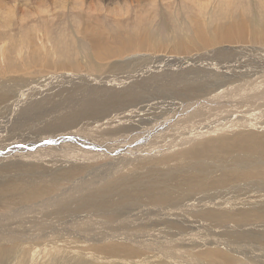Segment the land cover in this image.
<instances>
[{
  "label": "bare ground",
  "instance_id": "6f19581e",
  "mask_svg": "<svg viewBox=\"0 0 264 264\" xmlns=\"http://www.w3.org/2000/svg\"><path fill=\"white\" fill-rule=\"evenodd\" d=\"M36 1L37 5L42 4V6L48 2V0ZM53 1L63 6H77V2L85 3V0ZM130 1L107 0L106 4L112 7L114 4L131 7L134 5L133 2L143 3L155 0ZM158 1L166 3V0ZM16 2L13 6H16ZM6 3L8 2L6 1L5 5ZM88 3L96 6L103 2L102 0H89ZM193 13L188 23L181 20L183 30L177 32L174 28H169L167 37L149 33L148 39L136 38L134 36L136 30H129V33L123 36L124 42L128 45L126 47H116L115 43L109 44L103 32L93 35L95 28L87 23L88 26L83 27L85 38L87 37L96 53H93L90 61L88 60L85 64L93 67L85 68L78 63L81 61L74 62L79 65L77 64L76 67L73 64L72 67L67 60L65 63L59 60L61 66L58 68V74L46 72L40 77L29 80L33 83L39 81L37 84L47 86L51 84L55 86L57 84L55 81L62 78L64 81H69V83L64 82L66 84L60 83L63 86L68 85L66 88L54 87L57 92L50 91L48 94L41 93L40 89V92L35 90L36 85L29 83L35 86L32 88L35 91L29 92L32 97L28 100L32 102L31 100L45 99V97L50 100L49 95L56 96L63 89L67 91L66 94L73 93L74 97L80 98L75 100V109L71 113L66 109L68 113L63 112L65 116H59L62 118L57 123L51 124L50 120L44 121L49 122L48 124L44 122L37 124L31 130L29 129L30 135L26 132L28 129L26 125L29 123L20 122L22 119L19 116L21 110L19 106L22 99L16 103L12 100V104L15 105L11 107L8 101L12 98L9 96L8 101H4L2 99L4 96L0 95V124L3 126L0 133L8 128L12 133L0 140V155L4 151V155L9 159V162L0 159V207L12 204L10 210L0 212V227L2 224H11L6 222L5 216L10 218L16 227L20 225L27 227L21 231L9 230L0 233V264L16 262L26 264L28 259L33 264L39 261L42 264H264V93H261L263 89L261 90L260 86L252 81L253 76L248 80L239 78L223 80V85L216 80L214 81V93L213 85H208L206 90L210 89L214 98V113L199 111L194 104H201L193 102L194 99L188 104H183L184 107L192 106L188 112L174 110L172 105L179 106L180 103L173 98L179 97L181 92L184 95L183 99L193 97L197 88L192 86H186L184 89L164 88L163 86H157V89L152 90L147 89L148 92H152L149 98L159 99L162 104H157L160 106L163 103L172 102V104L169 103L171 107L167 109L169 113L166 112L169 115L166 121H159L156 129L147 138L142 137L139 127L144 128V125L147 126L154 119L148 114L149 111L142 109L141 98L123 91L111 93L109 91L104 94V89L87 97L93 90H99L95 88L100 83L126 89L123 85L128 86V82H131L134 88L141 90L146 87L147 80L151 82L156 76L158 80L163 76L167 79L171 73L178 76L180 68L187 66L188 68L184 69L187 76L196 77L197 72L194 73L195 71L189 67L199 60H205V56L208 60L214 56L213 65L215 66L219 62L217 59L223 62L224 57H237L235 60L231 58V61H237L238 67L237 65L236 67L242 69L248 65L246 60L248 57L254 58L260 54L261 57L258 60L264 61V23L260 22L257 15L253 18L241 13L221 14L212 21L210 18L203 19L198 11H193ZM114 14L117 16L116 13ZM121 14L122 12L118 14V17ZM25 16H28V13ZM187 26L190 29L189 32ZM116 40L118 38L114 41ZM70 44L69 47L72 46ZM32 45L36 49L33 43L30 46ZM207 48H210V54H205L209 51H203ZM33 50H31L32 54ZM76 51L79 52L77 49ZM141 51L153 54H145ZM67 55L70 56V54ZM83 57H86V54ZM85 59L82 61L84 62ZM156 59L158 60L155 63L151 61ZM253 60L251 59L250 62L252 63ZM233 62H224L217 68L225 71V67ZM59 63L56 64L59 65ZM168 64H171V68L160 70V66ZM133 65L138 67L139 71L133 70ZM150 66L154 68L149 69ZM47 67L51 66L47 65ZM122 69L125 74L120 76L117 71ZM26 70L27 72L32 71L31 69ZM72 70L79 71V73L72 72ZM106 70L107 72L102 73L101 76H95L98 72ZM206 71L210 72V70ZM215 71L214 73L217 74ZM153 72L156 75H153ZM220 73L224 76L231 75L223 71ZM27 78L29 79L30 76ZM121 81L123 83L120 85ZM178 81L181 82L179 78ZM244 82L249 84L238 89L232 88V85L245 84ZM70 84H77L79 86L77 88L81 91H78L76 85ZM2 85L3 83L0 84V89L4 91L5 88ZM30 85L27 84L23 88L24 93L25 89L28 90L31 87ZM16 88L14 92L12 91L15 100L18 94L25 96L21 92L23 89L19 91L18 87ZM253 93L257 94L253 95ZM162 94H166V97L162 98ZM205 94L208 95V93ZM43 95L45 96L42 97ZM25 97L29 98V95ZM47 103L40 101L31 105L36 108L37 104L41 107L42 104L46 106ZM55 104L52 109L48 108L47 104L45 110L50 113H45L44 117L42 116L44 112L39 113V117L47 118L55 110L61 107L65 109L71 103H67L66 100L63 104L62 102ZM92 106H97L100 110L91 108ZM202 109H204L203 106ZM26 111L27 114L32 112L31 108ZM14 112L18 114L13 115ZM58 112L60 113V110ZM90 112L94 115L91 116ZM220 115L225 116L226 119L219 121ZM103 119L106 122H101ZM36 120L38 119L33 118L28 121L36 123ZM7 121L13 124L4 127ZM186 123L193 124V126L195 123L206 124V126L203 129V126L199 129L195 128L197 130L194 131L189 129ZM212 132L214 136L210 140L208 138L206 141L199 139ZM66 133H69L71 137H67ZM151 139L155 141L150 143ZM135 142L144 146L146 152L149 153L143 156V159L152 155V152L159 151L161 156L164 153L161 159L154 157L156 161L154 158L147 159V168L143 171L144 176L135 175L136 168L127 163L118 162V160L114 162L115 164L110 163V165L114 164L110 167L115 168V165L119 163L124 165H117V168L120 167L117 174L114 172H112L114 175L110 174L111 170H109V174L113 175L112 180L107 183L105 182L107 179L103 180L104 185L102 186L101 178L90 173L92 180L90 177L85 182L80 181L78 187H65L59 193L52 194L51 197L46 196V200L35 197L36 200L26 201V198L32 199L33 196H39L42 199L40 195L49 194L51 189L58 188L62 183V178L55 176L46 182L50 173L41 172L35 168L24 172L21 169V163L46 164L42 160L43 156V159L49 162L51 157V159L72 160L71 164L90 163L86 165L88 168L91 165L96 167V161L100 162L104 158L120 159L124 150L130 153L126 147L132 146ZM105 144L109 145L106 147ZM77 146L86 147L89 151H73ZM116 148L118 151L115 154L110 151L103 152L105 149ZM8 152L27 158L11 157L7 154ZM130 156L131 154L122 156L121 160H128ZM209 157H214V164L212 163L214 173H210V170H207V173L206 163L204 165L201 163L207 162L205 160ZM184 161L192 163V166L184 164ZM152 168H154L153 171ZM202 169L206 174L203 173L204 171L198 172ZM54 191L56 192V189ZM23 199L25 202L21 205L13 206L15 202ZM125 205L127 208L124 210L112 207ZM33 211L35 212L32 213ZM94 226L98 228V231L93 230ZM81 227H87V229Z\"/></svg>",
  "mask_w": 264,
  "mask_h": 264
},
{
  "label": "rangeland",
  "instance_id": "374dc122",
  "mask_svg": "<svg viewBox=\"0 0 264 264\" xmlns=\"http://www.w3.org/2000/svg\"><path fill=\"white\" fill-rule=\"evenodd\" d=\"M6 1L8 2V3H6L7 6L5 5ZM15 1H17L16 2V6H13V4H15ZM106 1L107 0H102L103 3H100V4L96 5V6L88 3L89 0H85L84 1L85 3L77 2L79 4L78 5L76 3L77 6H74V5L63 6L62 4L56 3L53 0H48V2H46V4H44L42 6V4H38L37 5V1L36 0H1V3H0V15H3V16H0V19H1L0 20V32H2L0 34V50H1L0 51V81L2 80L1 81L3 83L2 86L6 90L4 89V91H3L2 89H0V93H1L0 95L4 96L2 98L4 101H8L9 96L12 98V99H10L8 101V102L11 103V104L9 103V106H11V105L14 106L15 105L14 103L18 102L19 99H22V103H20V106H19V108H21V110L19 112V116L22 119L20 121L22 124L29 123L28 125H26L27 128H28L26 130L27 134H29L31 128L37 126V124H40V123H42L44 121H50V120H51L50 121L51 124L52 123H57V122L61 121L60 118L64 117L65 114H67L68 112L71 113L75 109L74 108V106L76 105L75 103L80 98L74 97L73 93H71L72 96L69 95L70 94L69 92L66 94L67 91H65L63 89L66 88L68 85L63 86V85L60 84L62 82L63 83L64 82L69 83V81H67V80L64 81V79L62 78L61 80H63V81H61V80L55 81V83H57L58 85L56 84L55 86H53V84H51L50 86H47L45 84H37V82H39V81H35L33 83V82H30L29 80L35 79L37 77H40L42 74H44L46 72L47 73L58 74L59 73V69L58 68L61 66L60 63L58 62L59 60H60L61 63H65L66 60H67V62L70 63L72 65V67L74 65L77 67L78 63H81L83 65V67H85V68L93 67V66H87L85 64L88 60L90 61L91 57L96 53V51L93 50V48H92L90 42L88 41L87 37L85 38V28H83V27H87L88 26L87 23L92 25L95 28V30L92 33L93 35H95V34H97L99 32H103L104 35L106 36V39L108 40L109 44L115 43L116 47H118V46H120V47L121 46L122 47L128 46L124 42L123 36L125 37V35H127L129 33V30L130 31H135L136 30V32L134 34V36L136 38H140L141 37V38H146V39H148V34L149 33H155L159 37H161V36L167 37V36H169V31H168L169 28H174L177 32H179V31L183 30V28L181 26V20H185L187 22L188 19L191 18L192 15H194L193 11H198L199 14H200L199 16H201L203 19L204 18H210L212 21H214V19H216L217 17H220L221 14L241 13V14H245V15L248 14L249 16H251L253 18H255V16L257 15L259 20H260V22L264 23V14H263V12H264V0H166V3L165 2H160L158 0H155V1H152V2H143V3L133 2L134 5L131 6L132 8L129 7V6H121V5L114 4L115 11H114V6L112 7V6L107 5ZM127 1L131 2L130 0H127ZM9 3H11V4H9ZM10 5H12V6H10ZM28 5H30L31 7L28 6ZM26 7H27V10H26ZM7 8H10V9H7ZM120 8H123V9H120ZM24 9H25V11H23ZM108 9L111 10V11H109ZM117 9H118V11L119 10L120 11L118 12ZM25 12L28 13V16H25L27 14ZM29 12H34V13H29ZM120 12H122V14L119 15V17H118V14ZM114 13H116L117 16ZM115 21H116V23H115ZM164 21H165V23H163ZM247 21H248V19H247ZM117 23H118V25H117ZM165 24H167V26H165ZM5 26H6V28H5ZM122 28H124V30ZM263 28H264V26H263ZM120 30L123 31V32H121ZM189 30L190 29L187 26V31L189 32ZM125 32H127V33H125ZM1 35H3V36H1ZM178 35H180V33H178ZM79 36H80V38H79ZM77 38H79V39H77ZM116 38H118V40L114 41ZM71 40H72V42H71ZM75 40H76V42H75ZM4 42L7 43V44H5ZM69 42L72 44V46H70V47H69V44H70ZM31 43H33L35 45L36 49L34 48L33 45H32L33 47L30 46ZM83 43H85V44H83ZM77 45H79V46L77 47ZM67 46L69 48H67ZM73 47H75V48H73ZM76 49L79 50L80 53L77 52ZM82 49H84V50H82ZM209 49L207 48V49H205L203 51H209ZM31 50L34 51L33 54H35V55L32 54ZM74 50H75V52H72ZM29 51H30V54H29ZM54 51H55V53H54ZM84 51H85V53H83ZM141 52L145 53V54H153L152 52H145V51H141ZM210 52L211 51H209V52H207L205 54H210ZM67 54H70V56H68ZM85 54H86V57H83V56H85ZM36 55H38V56H36ZM259 55L260 54H258L254 58H249L248 57L246 59L247 63H248V65L245 67L246 69L245 68H243V69L242 68H237L238 67L237 61H235V62L231 61V58L235 60L237 57H231V58L224 57L225 59H223V62H221L220 59H217L219 62L215 66V65H213L214 64V56H212V58H210L209 60L206 58L207 56H205V60H199V61L195 62L193 65H191L190 66L191 68L189 67V69H192L193 71H195L194 73L197 72L196 73V77L190 78V77L187 76L186 71H184V69L188 68V66H187V67L180 68V70H179L180 74L178 76L174 75L173 73H171V75H169L167 77L168 80L163 78L164 76L162 78L160 77L161 79H159V80L157 79V76H156L151 82H149L147 80L146 81L147 82L146 87L141 89V90L138 89V88H134L132 86L133 84L131 82H128V86L127 85H123L126 89H121L122 87H117V88L110 87L111 85H104V84L100 83V81H99L100 88H99V86H97L95 88V90L96 89H99V90H96V91L93 90L89 95H87V97L88 96L89 97L93 96V94H95L97 91H100V90L104 89V91H105L104 94H106L109 91H110L109 93H111V92H119V91L122 92L123 91L124 93H130V94H133V96H135L137 98H141L142 99V102H141L142 109L149 111L148 114L151 117H153V119H154L147 126L144 125V128H142V127L140 128L139 127V129L141 130L142 137L147 138V137H150L151 134L153 133V131L156 129V127L158 126V122L159 121H164V122L166 121V117L169 116V115L166 114V112L169 113V110H167V109H169L171 107L169 105V103L172 104V102L169 101L167 103H163V105L160 106L159 104H162V103L160 102L159 99H157V98H155V99L151 98L150 99L149 98V96H150V94L152 92H148L147 89H151V90L152 89H157L158 88L157 86H163L164 88L165 87H173V88H176V89H181V88L184 89L186 86H192L194 88H197L196 89V93L194 95H192L193 97H189V98L183 99L184 95H182L183 93L180 90V92H181L180 96L179 97H175V98H178V99L173 98V100H178L180 105H181V106L179 105L180 107L172 105L174 110L178 109L180 111L184 110L185 112H188L191 105H187L186 107H184L183 104H188L189 102H191L194 99L193 102H196V103L199 102L201 104V105L194 104V107L197 108L199 111L201 110L202 112L214 113V109H213L214 108V104H213L214 103V98L211 95L210 89L206 90V88H207L208 85H213L212 91L214 93V81H216V80H217L218 83L223 85V80H234V79H237V78H239L240 80H248V79L252 78V76H253L254 79L253 80L251 79V80L255 84H257L258 86H260L261 90L263 89L261 93H264L263 92L264 91V80H263V78H264V76H263L264 75V63L263 62L264 61L261 62L260 60H258L261 57V55L260 56ZM143 56H144V54H143ZM40 57L43 60H41ZM83 59H85L84 62L82 61ZM158 59L151 60V61L155 63ZM251 59L252 60L254 59L255 61L253 60V62L251 63L250 62ZM50 60H52L51 62H53V63H51ZM63 60H65V61H63ZM210 60H211V62H209ZM33 61H35V62L33 63ZM39 61H41V62H39ZM78 61H81V62H78ZM36 62H37V64H35ZM74 62H78V63H74ZM224 62H233V63H230V65L228 67L226 66L225 67V69H226L225 71L220 69V68H217V66L218 67L221 66L219 64H222ZM56 63L57 64L59 63V65H57ZM243 63H246V62H243ZM47 65L48 66L50 65L51 67H47ZM170 65L171 64L162 65V66H160V68H161L160 70H163V69L165 70L166 68L170 67ZM234 65H235V67H234ZM236 65H237V67H236ZM230 66H232V67H230ZM260 66H262V67H260ZM49 68H51V69H49ZM151 68H154V67L150 66L149 69H151ZM26 69H28V70L31 69L32 71L27 72ZM106 69L108 70L107 66H106ZM132 69L136 70V71H139V68L134 66V65L132 66ZM70 70H69V72H71ZM107 70L104 71V72H101V73L98 72L100 74L97 73L95 76L99 77V76L102 75V73L104 74L105 72H107ZM206 70H208V71L210 70V72H207ZM241 70H242V72H241ZM259 70H260V72H259ZM73 71L75 73H79V71L76 72V70H72V72ZM214 71L217 72V74L214 73ZM219 71L220 72L221 71L227 72V73H229L231 75H228V76L225 75L224 76V75H221L222 73H220ZM247 71H248V73H247ZM117 72L119 73L120 76H123L125 74L124 73L125 71L123 69L120 70V71H117ZM198 73H200V74H198ZM211 73H212V75H211ZM152 74L156 75L154 72ZM29 76H30V78L28 79L27 77H29ZM234 76H236V77H234ZM11 77H13V79ZM10 78L12 79V82H11ZM122 78H124V77H122ZM178 78H179V80L181 82L178 81ZM7 79H10V80H7ZM25 79H28V80L25 81ZM65 79H67V78H65ZM163 79H165V80H163ZM129 80H130V78H129ZM6 81L7 82L10 81L9 83H11V85L9 83L7 84ZM13 81H15V83ZM19 81H21V82H19ZM1 82H0V84H2ZM22 82H24V83H22ZM26 82H28V83H26ZM29 83H32V84L36 85V89L35 90L39 91V89H40L41 93H44V94L45 93L48 94V92L50 93V91L51 92H54V91L57 92V89L56 88L54 89V87H60V88L62 87L63 89H61V92L63 91L65 94L63 92L62 93L58 92L59 94L57 93L56 96H54L53 94L49 95V99L53 100V101H50V100L46 99L47 97H45V99L44 98H38L36 100H31L32 102H29L28 99H30L32 97V96H30L32 94H29V92L35 91V90L32 89L33 87L35 88V86H32V84L30 85ZM66 83H64V84H66ZM122 83L123 82L121 81L120 85ZM244 83L245 84L232 85V88L234 87V88L238 89L241 86H245V85L247 86L249 84V83L247 84L246 82H244ZM27 84L31 86L30 87L31 89L30 88L28 90L25 89V93H24V89L23 88H25V86ZM109 84H112V83H109ZM113 84H115V83H113ZM70 85H72V86L76 85V88L79 87L77 84H75V85L74 84H70ZM43 86L44 87L46 86V87L44 88ZM8 87H10L8 89L9 91H7ZM16 87H18L19 91H21L23 89L21 91L22 95H25V96L29 95V98L25 97V96L22 97V96H20L18 94V97H16V100H15L13 98V92H14L13 90L17 89ZM43 89H45V90H43ZM129 89H131V90H129ZM78 91L80 92L81 90L78 89ZM8 92L9 93L11 92L10 93L11 95L8 94ZM139 92H142V93H139ZM74 93H76V92H74ZM205 93H208V95L206 96ZM139 94H141V95L139 96ZM255 94H257V93H253V95H255ZM143 95H146L148 97H144ZM156 95L159 96L158 93H156ZM172 95H174V94L172 93ZM253 95H250V97H253ZM44 96L45 95H43L42 97H44ZM163 97H166V94H162V98ZM62 98H63L64 101L62 100ZM76 98H77V100H76ZM203 98H205V99H203ZM59 99H61L62 101L59 100ZM69 99L70 100L74 99V101L70 102ZM12 100L14 101L13 104H12V102H13ZM27 100H28L29 104H28ZM45 100H47L46 102H48L47 104L49 106L47 104H46V106H45V104H42V106L39 107L40 104H37L38 106L36 108H34L31 105V104H34V103H38L40 101H43V103H46ZM66 100H67V103H69V104L71 103L69 106H71V105H73V106H71V107L68 106L69 108L66 107L65 109L63 107V109H62V107H61L62 105H61V106H59V107H61V109L55 110L54 111L55 113L53 112L49 117L41 118L42 116L43 117L45 116V113H47V114L50 113V111L48 112V111L45 110V108L47 106H48V108L52 109L56 105L55 104L56 102H57V104L59 102L60 103L62 102V104H63V103L66 102ZM152 100H154V101H152ZM157 103H159V104H157ZM143 104H145V105H143ZM205 104H206V106H205ZM202 106L207 111H203L204 109H202ZM209 106L210 107L212 106V107L210 108ZM24 108H26V109H24ZM30 108H31L32 112L27 114L26 110H28ZM91 108H97V109L100 110V108H98L97 106H92ZM144 108H146V109H144ZM66 109L68 110V112L66 111ZM59 110H60V113L58 112ZM39 113H43V115L39 117V115H38ZM208 113H206V115ZM15 114H18V113L14 112L13 115H15ZM53 114H55V116ZM146 114H147V112H146ZM193 114H196V113H193ZM198 114H199V112H198ZM61 115H63V116L59 117ZM90 115L92 116L94 114L92 112H90ZM212 117H214V116H212ZM33 118L38 119V120H36V123H35V121H33L31 123L28 121V120H32ZM195 118H197V116H195ZM219 118H220V120L218 119L219 121H222V120L226 119L225 116H221V115H220ZM101 122H106V121L103 119ZM101 122H100V124H101ZM48 123L49 122H46L45 124H48ZM9 124H13V122L7 121L6 124L4 125V127L5 126H9ZM196 124L197 123H195L194 126H193V124L190 125V123H186L188 128L189 129L191 128V130H194V131L197 130L195 128L199 129L200 127L203 126L202 127V129H203V128H205L204 126H206V124H201V125L200 124L196 125ZM2 128H3V126L0 124V129H2ZM139 129H138V131H140ZM9 130H10V128H8L6 131L0 133V140L6 138L9 134H12L11 132H9ZM203 131H205V130H203ZM220 133H222V132H220ZM206 135H204V137H199V139L201 141H204V140L206 141V138H208L210 140V138L214 136V132H212V134L209 133V134H206ZM66 136L67 137H71V135L69 133H66ZM201 138L202 139L205 138V139L202 140ZM153 139L156 140V138H153ZM153 139H151V141H149V142L152 143V141H155ZM88 142H90V141H88ZM90 143H92V142H90ZM86 144H88V143H86ZM196 144H197V142H196ZM1 145H3V144H1ZM105 145L107 147V145H109V144H105ZM190 145H188V146H190ZM32 146H34V145H32ZM141 147H143V148L140 149ZM187 148H189V147H187ZM126 149H129L130 153H127L128 151L124 150L123 153H122V156H129L131 154V156H130L131 158L130 159L121 160L122 156H121L120 159H117V158L105 159L104 158L100 162L96 161V165H97L96 167H93L91 165L89 168L86 167V165H88L90 163H82V162H80V163L71 164L72 160L51 159V157L49 158L50 159V162H49V161H46L45 159H43V156H42V160L46 164H44V163L35 164L33 162H28V163L23 162V163H21V169L24 170V172L26 170L27 171H29V170L32 171L33 168H35L38 171L50 173V177L49 176H48L49 178L47 177L48 180H46V182L50 181V178L52 179L55 176H58L59 178H62L61 179L62 183L59 186L60 188L59 187L58 188H53L54 190L56 189V192L53 189H51L52 192L49 190L50 191V192L48 191L49 194H47V193L43 194L44 197L40 195V197H42V199L39 198V196H33L32 199L26 198V201L36 200L37 198L40 199V200H46L47 197H51V196L59 193L65 187H69V186L78 187L80 181L85 182V180L87 178L89 179L91 177V175H89L90 173H94L95 175L99 176V178H101V180H102L101 182H103V183H101V186H102V185H104V181L106 179L107 180L105 182L107 183L109 180H112L111 177L115 173L117 174L118 171H120L119 170L120 167L117 168V165L120 166L119 164H122V163H127V165L136 168V171L134 172L135 175L144 176L145 173L143 171L147 168V159H150V158L153 159L154 157L157 158V159L158 158L161 159V158H163L162 156L164 154L163 153L162 156H161L159 151H156V152H152V155H150L148 158L146 157V159H143L142 157L145 156V155H149V153L146 152V148L144 146H141L140 144H137L136 142L132 146H130L128 148L126 147ZM74 150L80 151V152L89 151V149H87L86 147H83V146H77L75 149H73V151ZM106 151H110L113 154H115L118 151V148H116V149H105V151L103 150L104 153ZM1 153H2V155H0V157H1L0 159L1 160L3 159V161L6 160L7 162H9V159L4 155V151H2ZM72 153H74V152H72ZM7 154L9 156H11V157L24 158V159L27 158V157H23L22 155H17L16 156V155H14V154H12L10 152H8ZM170 154L171 153H169V155ZM165 155H167V154H165ZM3 156H4V158H3ZM155 158H154V160L156 161L157 159H155ZM154 160H153V162H154L153 165L155 164ZM208 160L210 162V165H209ZM105 161H107V162L104 163ZM117 161L118 162H122V163H119V164L115 165L116 166L115 168H116L117 171L116 170L113 171V169H115V168L113 166L112 167H110V166L114 165L115 164L114 162H117ZM193 161H195V160L193 159ZM205 161L208 162V165H207V162H201L202 165H204L206 163L205 167L206 166L207 167L205 168V170L206 171L210 170L209 171L210 173H214V166L212 165V163L214 164V157H209ZM184 162H185L184 164H186V165L191 164V166H192V163L187 162V161H184ZM110 163H114V164L110 165ZM108 164H109V166H108ZM36 165H38V166H36ZM122 165H124V164H122ZM209 166H211V167H209ZM98 167H99V169H97ZM96 169H97V171H95ZM109 170H111V173H110ZM153 170H154V168H152V171ZM205 170L202 169V171L199 170L198 172H203L204 171L203 173L206 174ZM208 171H207V173H208ZM101 172H102V174H101ZM112 172H114V174ZM109 173L113 174V175H110ZM91 180H92V177H91ZM29 187H31V185H29ZM35 197H37V198H35ZM22 202H25L24 199L15 202L14 203L15 205L13 204V206L17 207V206L21 205ZM10 205H12V204H7L6 205L8 207V209H6L7 207H2L1 206L0 207V212L1 211L6 212L7 210H10L11 209ZM112 207H114L116 209L124 210V209L127 208V205H125V206H112ZM34 212L35 211H33L32 213H34ZM113 214H115V213H113ZM4 219L6 220V222H9L11 224H2V226L0 227V230H1L0 233L1 232H7L9 230L21 231V230L27 229V227L22 226V225L19 226L21 228H19L18 226H17L18 227L17 228L16 225H14L12 223L11 219L6 217V216H5ZM5 228H7V229H5ZM81 228H83V227H81ZM83 229H87V227H84ZM93 230L94 231H98V228H95V226H94ZM48 241H50V240H48ZM28 263L29 264H33V262L30 259H28L26 264H28ZM14 264H20V263L16 262ZM35 264H42V263L39 261V263L36 262Z\"/></svg>",
  "mask_w": 264,
  "mask_h": 264
}]
</instances>
